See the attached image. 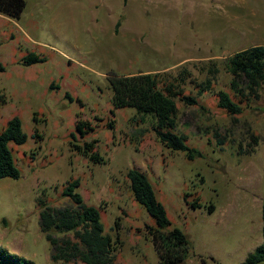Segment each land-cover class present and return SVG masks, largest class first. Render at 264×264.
I'll return each instance as SVG.
<instances>
[{
	"label": "rangeland",
	"instance_id": "374dc122",
	"mask_svg": "<svg viewBox=\"0 0 264 264\" xmlns=\"http://www.w3.org/2000/svg\"><path fill=\"white\" fill-rule=\"evenodd\" d=\"M25 1L19 20L0 14V131L17 117L27 135L25 144L9 145L20 178L0 180V248L34 264H65L51 260L36 200L67 205L62 189L78 180V192L99 209L104 233L116 243L113 264H158L147 234L154 222L129 189L127 172L136 169L171 228L191 243L183 264H240L263 243L264 96L231 117L217 107V93L233 99L224 60L264 45V0L251 4L255 17L233 6L225 20L208 0ZM240 15L244 26L259 19L263 27L242 34ZM29 53L45 62L24 65ZM212 65L218 73L211 90L198 96ZM182 67L190 76L179 91L197 105L174 99L175 132L201 152L192 161L163 147L149 117L114 109L107 81L111 73L175 75ZM77 122L91 130L80 132Z\"/></svg>",
	"mask_w": 264,
	"mask_h": 264
},
{
	"label": "trees",
	"instance_id": "16d2710c",
	"mask_svg": "<svg viewBox=\"0 0 264 264\" xmlns=\"http://www.w3.org/2000/svg\"><path fill=\"white\" fill-rule=\"evenodd\" d=\"M26 9L25 0H0V14L19 20ZM120 23L116 24L118 27ZM24 65L44 63L45 59L35 53L23 57ZM225 71L230 76L229 87L233 99L224 91L217 93V107L229 116H238L242 105L259 101L264 96V45H254L237 51L223 62ZM5 71L0 64V73ZM218 70L212 65L209 78L199 86L197 95L208 92ZM190 74L182 67L175 75L170 73H136L107 76L112 91L111 103L114 109L130 108L141 119L149 117L152 131L166 149L182 152L189 161L201 158L200 151L186 144V137L177 134V109L174 99L180 97L187 106H196V97L183 95L179 88ZM236 100V101H235ZM109 126H112L111 124ZM77 130H91L87 122H77ZM256 144L257 140L253 138ZM27 141L21 121L14 117L0 131V180H18L20 171L15 166L10 144L20 146ZM250 147V146H249ZM84 152L91 153L92 145L85 144ZM80 150V148H79ZM253 148H248V153ZM97 161L96 154L90 155ZM130 192L135 202L140 205L153 220L154 227H147L152 246L158 257V264H183L191 254L192 246L186 234L178 228H171L164 206L157 200L152 184L145 174L136 169L127 172ZM79 181L68 182L62 189V197L68 204L50 206L43 197L36 200L41 209L39 215L40 232L52 249L51 260L65 264H113L116 243L104 233L98 208L88 205L78 192ZM193 208H199L194 202ZM211 211V208H209ZM263 243L248 253L240 264H264V217L262 218ZM56 235H63L56 238ZM0 264H34L0 248Z\"/></svg>",
	"mask_w": 264,
	"mask_h": 264
},
{
	"label": "crops",
	"instance_id": "0c3cea01",
	"mask_svg": "<svg viewBox=\"0 0 264 264\" xmlns=\"http://www.w3.org/2000/svg\"><path fill=\"white\" fill-rule=\"evenodd\" d=\"M208 2V4H210V6L216 10H221V14L223 17V20H225V9L227 8H231L233 6H237V7H241L244 10L243 15H251L253 17H255L256 14H258L256 12V10L254 9V7H252V3H254V0H208L206 1ZM203 2V3H206ZM240 18H243L242 15L239 16ZM239 23H241V25L244 27L242 28L244 31L242 34L246 33V29H260L263 27L260 23L261 21L259 19H254L253 22L255 23L254 25H250V27L248 26H244L243 23L246 22V20L243 18L240 20H238ZM225 25V22H224ZM225 28V26H224Z\"/></svg>",
	"mask_w": 264,
	"mask_h": 264
}]
</instances>
